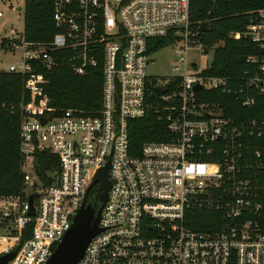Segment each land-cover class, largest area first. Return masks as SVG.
<instances>
[{
    "label": "built area",
    "instance_id": "obj_1",
    "mask_svg": "<svg viewBox=\"0 0 264 264\" xmlns=\"http://www.w3.org/2000/svg\"><path fill=\"white\" fill-rule=\"evenodd\" d=\"M53 3L52 40L31 41L25 29L12 28L1 41L19 56L8 72L23 77L30 102L21 104L25 195L0 197V256L16 250L7 264H46L97 171L111 160L102 231L75 264H264V119L216 100L221 92L253 107L264 96V55L252 57L253 69L234 78L205 73L210 67L198 70L189 50L207 51L191 0ZM256 14L258 21L231 36L264 49V9ZM157 39L175 50L174 76L147 75L151 54L161 49L150 48ZM62 51L78 75L102 65L97 113L69 108L51 115L57 110L44 92L49 80L43 69L58 66ZM150 111L166 123V139L145 142L132 154L129 122ZM42 152L58 159L46 187L39 174ZM37 190L44 192L32 216L28 196ZM198 212L217 215L210 228L195 227Z\"/></svg>",
    "mask_w": 264,
    "mask_h": 264
},
{
    "label": "trees",
    "instance_id": "obj_2",
    "mask_svg": "<svg viewBox=\"0 0 264 264\" xmlns=\"http://www.w3.org/2000/svg\"><path fill=\"white\" fill-rule=\"evenodd\" d=\"M264 9V0H191L192 21L199 31L206 51L218 44L214 51V60L205 73L234 78L253 69L252 57L264 55V49L250 38L230 37L232 32H244L247 26L258 21L256 12ZM53 0H26L25 34L31 41H50L56 33L53 21ZM202 22H210L211 28L202 32ZM152 50L170 44L167 39H157ZM222 42L221 44L219 42ZM58 66L43 69L49 82L44 92L50 97V106L57 111L75 108L85 115L95 114L102 107L103 73L102 65L92 69L86 75H78L62 51ZM216 100L229 102L242 116L264 119V96L257 97L253 107H244L233 97L220 92ZM29 103L30 97L24 88L23 77L19 74L0 70V197H24V176L21 170V104ZM228 114L237 115L227 111ZM159 114L150 111L140 119L130 120V151L139 154L141 147L148 141L166 139V123L158 119ZM57 156L50 152L38 155L39 174L46 187L52 182L48 171L57 167ZM99 194V193H97ZM90 195L89 202L96 208L100 200L94 201ZM198 229L210 228L209 220L217 216L213 212H198ZM1 225V224H0ZM31 225L28 228V233ZM26 233L24 239L29 237Z\"/></svg>",
    "mask_w": 264,
    "mask_h": 264
},
{
    "label": "water",
    "instance_id": "obj_3",
    "mask_svg": "<svg viewBox=\"0 0 264 264\" xmlns=\"http://www.w3.org/2000/svg\"><path fill=\"white\" fill-rule=\"evenodd\" d=\"M17 10L21 11L22 7H17ZM210 28V22H202L200 26L202 32H207ZM156 92L161 94L164 90L156 88ZM48 119V117H43L41 121L42 123H46ZM110 168L111 160L97 171L87 189L80 209L72 220L69 230L65 233L46 264H75L84 255L90 241L102 231V228L99 225V220L111 188V181L109 179ZM97 184L101 203L99 208H96L91 202H89L91 190ZM43 192L44 190H37L28 196V202L30 204L29 215H35L36 198ZM15 253L16 250L1 255L0 264H7L14 257Z\"/></svg>",
    "mask_w": 264,
    "mask_h": 264
},
{
    "label": "rangeland",
    "instance_id": "obj_4",
    "mask_svg": "<svg viewBox=\"0 0 264 264\" xmlns=\"http://www.w3.org/2000/svg\"><path fill=\"white\" fill-rule=\"evenodd\" d=\"M23 5L24 0H0V11L4 12V16L0 17V70L8 71L9 66L19 59L18 54H15L9 50H4L1 47V41L5 35H10L12 28L19 32L24 31L25 13L24 11L17 10V7H22ZM219 43L221 44L222 42L220 41ZM217 46L218 44L211 47V49L207 52L198 51L197 46H194L189 50V58L197 62L198 70H202L211 66L214 60V51ZM174 52L175 50L172 45L168 44L151 54L150 64L146 70L150 79H156L158 77H170L176 74V71L173 69L176 62ZM30 191L31 188L29 187L28 192Z\"/></svg>",
    "mask_w": 264,
    "mask_h": 264
},
{
    "label": "flooded vegetation",
    "instance_id": "obj_5",
    "mask_svg": "<svg viewBox=\"0 0 264 264\" xmlns=\"http://www.w3.org/2000/svg\"><path fill=\"white\" fill-rule=\"evenodd\" d=\"M97 193H99V191H98V186L96 185L92 190H91V193H90V195H93L94 197V201L95 200H97V199H99V194H97ZM100 200V199H99Z\"/></svg>",
    "mask_w": 264,
    "mask_h": 264
}]
</instances>
